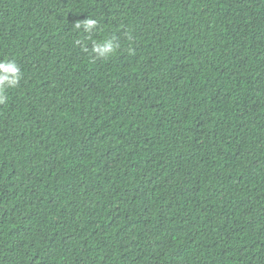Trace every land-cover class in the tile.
Listing matches in <instances>:
<instances>
[{
    "label": "trees",
    "instance_id": "obj_1",
    "mask_svg": "<svg viewBox=\"0 0 264 264\" xmlns=\"http://www.w3.org/2000/svg\"><path fill=\"white\" fill-rule=\"evenodd\" d=\"M5 59L0 264H264V0H0Z\"/></svg>",
    "mask_w": 264,
    "mask_h": 264
},
{
    "label": "clouds",
    "instance_id": "obj_2",
    "mask_svg": "<svg viewBox=\"0 0 264 264\" xmlns=\"http://www.w3.org/2000/svg\"><path fill=\"white\" fill-rule=\"evenodd\" d=\"M76 29H83L85 33H91L97 29L98 21L88 18L75 23ZM79 43V41H77ZM120 47L115 38H106L103 42H95L92 46V53L96 59H106L110 57ZM23 78L19 65L15 60H0V105H4L7 100L9 89L16 88Z\"/></svg>",
    "mask_w": 264,
    "mask_h": 264
}]
</instances>
